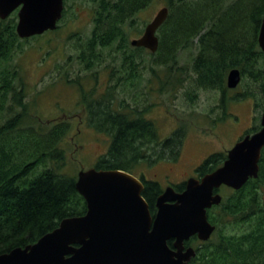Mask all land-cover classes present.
Here are the masks:
<instances>
[{
	"label": "trees",
	"instance_id": "trees-1",
	"mask_svg": "<svg viewBox=\"0 0 264 264\" xmlns=\"http://www.w3.org/2000/svg\"><path fill=\"white\" fill-rule=\"evenodd\" d=\"M92 1L96 5L94 25L80 47L78 59L87 70L107 64L116 82L98 98L90 94L89 99L86 93L83 96L88 123L111 136L109 149L98 159L97 168L133 173L142 162L153 165L176 160L181 152L185 125L162 138L156 122L145 115L153 103L140 107L133 96L132 101L116 99L115 93H121L117 85L122 86V91L134 92L147 87L139 68L146 52L153 63L148 79L151 92L155 90L154 79L160 93L169 84L182 87L187 80L190 101L197 100L199 89L215 90L222 94L217 106L220 108L229 100L228 73L239 68L243 79L248 77L251 84L238 94L255 98L257 108L264 110V51L258 41L264 0H167L169 15L157 31L159 47L155 53L130 43L139 24L137 14L154 0ZM66 11L67 8L64 16ZM17 22L18 11L0 18V254L35 243L64 218L87 212L86 200L76 187L77 175L62 172L68 163L64 141L71 123H39L31 114L33 103L27 101L26 83L14 57L23 51L26 41L40 35L20 38ZM143 30L139 28L138 34ZM193 47L198 51L190 65H180V52ZM259 122L260 116L245 135L258 131ZM226 158L227 152L212 153L196 171L203 176ZM141 179L145 184L143 196L155 215L163 188L144 175ZM173 185L178 190L185 188V182ZM219 192L222 202L208 209L216 229L208 241L195 245L196 256L189 264H264V149L257 178H251L239 190L222 186ZM186 245L194 242L190 239Z\"/></svg>",
	"mask_w": 264,
	"mask_h": 264
},
{
	"label": "water",
	"instance_id": "water-1",
	"mask_svg": "<svg viewBox=\"0 0 264 264\" xmlns=\"http://www.w3.org/2000/svg\"><path fill=\"white\" fill-rule=\"evenodd\" d=\"M64 8V0H0V18L18 11L17 33L24 39L55 30ZM168 15V6L159 9L131 45L155 53L157 31ZM258 41L264 51V18ZM241 79L240 69L232 68L228 87H238ZM263 149L264 112L261 128L239 139L219 167L188 178L182 191L173 185L164 188L154 216L140 177L122 169H82L76 187L86 200L87 212L64 218L35 243L1 253L0 264H188L196 249L185 247V241L197 236L205 242L212 237L216 226L208 209L222 202L220 188L239 190L257 178Z\"/></svg>",
	"mask_w": 264,
	"mask_h": 264
},
{
	"label": "rangeland",
	"instance_id": "rangeland-1",
	"mask_svg": "<svg viewBox=\"0 0 264 264\" xmlns=\"http://www.w3.org/2000/svg\"><path fill=\"white\" fill-rule=\"evenodd\" d=\"M166 2L154 0L137 14L139 24L131 39L142 35L144 30L140 34L137 30L141 27L144 29L158 10L166 6ZM95 7L92 0H68L60 27L26 41L23 51H18L14 57V63L19 66L20 75L26 83L27 101L33 103L30 110L36 120L39 123L68 120L71 123V130L64 141L68 163L62 169L70 176L96 166L98 159L107 153L111 142L108 133L96 130L88 123L87 103H84L83 96L86 93L89 99L90 94L98 98L106 94L110 84L116 82L111 79L107 64L87 70L78 59L80 47L90 36L94 25ZM197 51L196 47L181 51L179 64L190 65ZM151 65V56L146 52L145 61L139 68L145 76L143 84L147 87L134 92L124 88L122 91V86L117 85L121 93H115V96L118 101V97L132 101L133 96L140 107L153 103L145 115L156 122L162 138L171 136L176 129L185 125L186 136L176 160H162L153 165L142 162L133 171L136 176L144 175L147 179L158 181L164 189L197 176V168L209 155L227 152L257 123L258 116L261 123L264 110L257 108L255 98L238 94L251 84L248 77H242L237 88L229 89V100L220 108L217 106L222 94L215 90L199 89L197 100L190 101L186 95L189 88L187 80L182 87H176L178 83L169 84L168 89L160 93L157 91L159 84L154 79L152 85L155 90L151 92V81L148 83ZM165 74V70H162L161 75Z\"/></svg>",
	"mask_w": 264,
	"mask_h": 264
},
{
	"label": "flooded vegetation",
	"instance_id": "flooded-vegetation-1",
	"mask_svg": "<svg viewBox=\"0 0 264 264\" xmlns=\"http://www.w3.org/2000/svg\"><path fill=\"white\" fill-rule=\"evenodd\" d=\"M64 5H65V8H64V11L66 10V8H67V0H64ZM64 11H63V16H64ZM260 46V45H259ZM241 71V70H240ZM237 88V87H236ZM234 89V88H233ZM197 176L198 177H200L199 176V173H197ZM175 187V186H174ZM175 189L177 190V191H182V190H178L176 187H175ZM156 207V206H155ZM156 209H157V207H156ZM157 212V211H156ZM151 214H152V211H151ZM156 214V213H155ZM154 216V215H153ZM190 239H192V241L194 242V245H186V242L188 241H185V247H189V246H193L194 248H195V245H197V246H201L202 245V242H204V241H202V240H200L197 236H193V237H191ZM189 239V240H190ZM169 245L172 247V248H174V246H173V240H170L169 241ZM196 249V248H195ZM192 261V260H191ZM190 261V262H191ZM189 262V263H190ZM188 263V264H189Z\"/></svg>",
	"mask_w": 264,
	"mask_h": 264
}]
</instances>
